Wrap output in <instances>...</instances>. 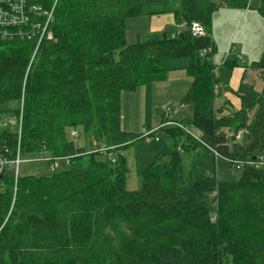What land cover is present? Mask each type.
<instances>
[{"label": "trees", "instance_id": "trees-1", "mask_svg": "<svg viewBox=\"0 0 264 264\" xmlns=\"http://www.w3.org/2000/svg\"><path fill=\"white\" fill-rule=\"evenodd\" d=\"M55 2L35 4L50 11ZM177 2L58 0L53 39L33 61L36 40L0 38V114L22 98L26 79L22 152L72 157L51 177L23 176L16 192L14 179L1 177L0 264H264V164H247L264 161V86L240 95L241 109L224 115L212 61L213 14L245 10L250 0ZM258 12L264 17V0ZM168 13L185 26L177 36L127 45L128 19ZM194 23L205 36L193 35ZM251 68L264 82V54ZM181 71L192 81L184 104L194 112L188 125L176 122L201 142L177 127L162 130L171 161L153 163L140 174L141 189L129 191L126 151L142 137L121 127L122 94ZM78 128L113 149L88 153L68 137ZM0 144L16 150L18 137ZM219 158L242 164L237 181L218 179Z\"/></svg>", "mask_w": 264, "mask_h": 264}, {"label": "rangeland", "instance_id": "rangeland-1", "mask_svg": "<svg viewBox=\"0 0 264 264\" xmlns=\"http://www.w3.org/2000/svg\"><path fill=\"white\" fill-rule=\"evenodd\" d=\"M179 3L180 2L178 0L176 5L180 6ZM252 12L256 11L253 9ZM153 17L154 16H143L130 18L126 21L127 45H133L141 41L147 42L164 39L163 35L166 33L167 37L171 38L177 35L178 29L172 24L171 27H165V29L160 32V35H156V32L154 31L155 24L163 23L164 21L167 22L171 18L170 15H160L155 18ZM238 29L235 33H233L231 42L225 46L226 52L230 54L231 57H234L236 55V50L239 49L240 52L251 54V56H249V61L254 58L260 59L263 56L260 54H264V45L258 46L259 42L257 41L260 39L258 29L257 31H253L248 39H245V43H240L242 36L239 33L240 29ZM222 48L224 49V47ZM222 50L220 51V54L215 53V57L218 56L216 60L218 61L219 66L222 65L223 62L222 58H220ZM255 50H257L256 53H254ZM213 64L216 66V63ZM185 75H187V73L183 71L172 72L169 73L165 81L153 82L146 85L144 87V92H142L145 93L144 98L142 96V105L137 102L140 92H124L122 94L121 127L126 132L139 134L142 137V139L136 141L126 151L129 168V174L127 176V190L129 191H138L141 189L143 180L140 177V174L145 173L153 163L158 162L159 164H167L171 161L168 136H166L165 132L162 130L174 126L168 125L162 127L163 115H166V123L177 119L185 121V124L188 125V122L192 120L194 112L193 106L184 104V99L191 86L189 81L191 78H188ZM217 76L221 82L224 81L223 72L218 71ZM254 80L255 81H253V83L256 90L261 91L264 86L261 76H256ZM222 85L218 88V93L222 92ZM17 103L18 102L8 103L4 105L2 109L10 111L15 110L17 108ZM223 114L227 115L225 113ZM79 130L80 128H78V131ZM194 131L199 134L196 130ZM245 134V131H240L236 135V142L242 143V141L245 140ZM91 142L92 138L89 136H87L86 139L85 137H81L76 140V143L79 146L86 145L88 149L91 147ZM191 161L192 159L188 156L184 157L183 169L185 172L189 171ZM230 166L229 162L225 159H218L217 172L218 179L221 182H235L239 179L241 170H238L236 167L231 168ZM58 169L59 171H63L66 167L64 165H60ZM21 175L48 178L53 176V173L50 172L49 167L46 164H41L39 168L33 164H23L21 166ZM225 264H232V262L227 260L225 261Z\"/></svg>", "mask_w": 264, "mask_h": 264}, {"label": "built area", "instance_id": "built-area-1", "mask_svg": "<svg viewBox=\"0 0 264 264\" xmlns=\"http://www.w3.org/2000/svg\"><path fill=\"white\" fill-rule=\"evenodd\" d=\"M35 1L36 0H0V38L11 39L17 35L21 36L22 38H26L27 40H36L37 44L32 61L34 60L35 55L38 53L43 40L53 39V33L50 25L54 20V11L58 0H56L52 10L50 11L45 10L42 5L35 4ZM10 29H14L15 32L13 34L10 33ZM191 30L195 37H203L206 35L205 28L199 23H194ZM206 54L207 51L202 52V55ZM23 86V95L17 103V108L15 110L0 114V140L2 136L4 137L13 135L18 137L16 150L11 151L6 144H0V189H2L3 186L1 183V177L9 176L11 179H14L15 192L17 191L19 180L23 177L21 175V166L23 164H33L38 168L41 164H46L49 167L50 172L55 174L60 172L58 169L60 165H64L66 168L69 167L72 158L71 156L56 157L45 154L25 155L22 152L21 139L24 126L26 79ZM168 125L184 130L188 136L192 137L195 141L201 142L200 135L197 134L194 129L186 127L185 125L176 121H170L167 123L165 122L162 127ZM68 137L71 140H77L81 138V134L78 130L73 129L69 132ZM112 149V147H107L103 143L92 140L91 147L88 149V153L105 154ZM216 155L218 156V154ZM247 164L251 166H260L264 164V161L261 159L258 163L249 162ZM235 167L238 170L243 168L240 162H235Z\"/></svg>", "mask_w": 264, "mask_h": 264}, {"label": "crops", "instance_id": "crops-1", "mask_svg": "<svg viewBox=\"0 0 264 264\" xmlns=\"http://www.w3.org/2000/svg\"><path fill=\"white\" fill-rule=\"evenodd\" d=\"M261 1L262 0H250L249 7L245 10L220 9L219 11L215 12L212 17V38L216 47L215 53L220 54V51L223 49L222 47H224L220 58H222V61L225 62H222V65L219 66L218 61L216 60L218 56L215 57V54L212 61L213 63H216V74L218 71L224 73V81L221 82L220 80V82L221 85L224 84L225 86L222 85L223 90L221 92V96L217 100V104L218 107L224 109L225 114L240 110L241 101L239 96L249 92L252 88L256 90L253 81H255L254 78L256 76L260 75V72L252 69L251 64L260 59L250 58L252 60L249 61V56H251V54L240 52L239 49L236 50V55L234 57H231V55L226 52L225 46L231 42L233 33H235L238 28L240 29L238 30L242 36L240 43H245V39H248L250 37V34L255 30L257 31L258 29L260 33V39L259 41H257L259 42L258 46L264 45V17L258 12ZM253 9L256 12H252ZM163 15H170L171 19H169V21L167 22L164 21L163 23L155 24L154 31L156 32V35H160V32L163 31L165 27H171V24L178 29L177 35L185 29L184 25L181 27L177 26L174 14L168 13ZM155 17L157 16H154L153 18ZM256 52L257 50H255L254 53ZM260 55L262 56L263 53H261ZM227 60L231 63L234 62L233 65L230 67H226L225 63L227 62ZM185 76L188 77L187 75ZM189 81L190 83H192L191 80ZM144 87L141 90L137 91L140 92L137 102H139V104L141 103V105L143 104L142 96L143 98L145 96V93H142L144 92ZM174 121L182 122L183 120L175 119Z\"/></svg>", "mask_w": 264, "mask_h": 264}, {"label": "water", "instance_id": "water-1", "mask_svg": "<svg viewBox=\"0 0 264 264\" xmlns=\"http://www.w3.org/2000/svg\"><path fill=\"white\" fill-rule=\"evenodd\" d=\"M163 38L164 39H167V33L163 35Z\"/></svg>", "mask_w": 264, "mask_h": 264}]
</instances>
